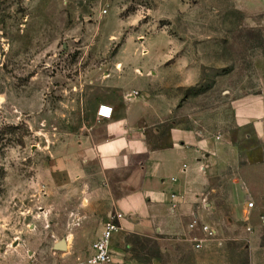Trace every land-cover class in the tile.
<instances>
[{"label":"rangeland","instance_id":"374dc122","mask_svg":"<svg viewBox=\"0 0 264 264\" xmlns=\"http://www.w3.org/2000/svg\"><path fill=\"white\" fill-rule=\"evenodd\" d=\"M106 75H144L217 149L194 208L216 229L205 247L198 230L165 252L116 234L104 264H264V138L233 120L264 105V0H0V264H89L119 225L87 141Z\"/></svg>","mask_w":264,"mask_h":264},{"label":"crops","instance_id":"0c3cea01","mask_svg":"<svg viewBox=\"0 0 264 264\" xmlns=\"http://www.w3.org/2000/svg\"><path fill=\"white\" fill-rule=\"evenodd\" d=\"M137 76L141 86L127 75L102 79L104 94L93 104L94 113L100 103L111 105L113 111L108 119L97 118L87 141L106 173L118 218L119 229L112 238L122 233L153 236L165 252L171 245L168 242L184 240L182 234L190 232L192 214L199 215L194 208L201 184L214 169L216 139L208 136L204 125L197 129L195 124L200 121L193 114L184 125L173 98L163 92L156 98L143 92L144 75ZM180 76L171 75L176 85L194 77ZM166 77L153 75L152 79L157 84ZM139 88L142 93L132 95ZM261 113L263 104L254 113L233 120L236 127H250L252 133L264 138ZM172 193L179 197L175 208L171 207ZM184 217L186 226L179 224Z\"/></svg>","mask_w":264,"mask_h":264},{"label":"built area","instance_id":"2783aa9c","mask_svg":"<svg viewBox=\"0 0 264 264\" xmlns=\"http://www.w3.org/2000/svg\"><path fill=\"white\" fill-rule=\"evenodd\" d=\"M112 111L111 105L100 103L96 109V117L99 119H108L111 117ZM171 197V207L175 208L178 204L179 197L175 193H172ZM118 229L119 225L113 219L104 222L99 236L92 243V253L87 259L89 264H104L110 261L112 256L111 238L113 233L118 231ZM188 229L189 231H200L201 236H192L190 238L192 246L195 249L204 248L208 241L216 234V229L203 222L197 213L192 214L188 223Z\"/></svg>","mask_w":264,"mask_h":264},{"label":"water","instance_id":"95a60500","mask_svg":"<svg viewBox=\"0 0 264 264\" xmlns=\"http://www.w3.org/2000/svg\"><path fill=\"white\" fill-rule=\"evenodd\" d=\"M66 241L64 239H61L55 244V248L57 249H64L66 247Z\"/></svg>","mask_w":264,"mask_h":264},{"label":"bare ground","instance_id":"6f19581e","mask_svg":"<svg viewBox=\"0 0 264 264\" xmlns=\"http://www.w3.org/2000/svg\"><path fill=\"white\" fill-rule=\"evenodd\" d=\"M66 243V242H65Z\"/></svg>","mask_w":264,"mask_h":264}]
</instances>
